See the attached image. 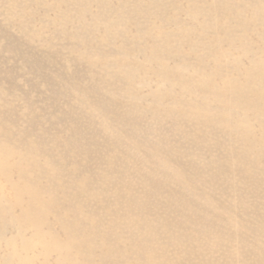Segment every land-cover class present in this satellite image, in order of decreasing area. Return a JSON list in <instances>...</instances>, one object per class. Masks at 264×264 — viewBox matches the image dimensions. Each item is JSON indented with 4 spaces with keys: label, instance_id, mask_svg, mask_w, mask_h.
<instances>
[{
    "label": "rangeland",
    "instance_id": "obj_1",
    "mask_svg": "<svg viewBox=\"0 0 264 264\" xmlns=\"http://www.w3.org/2000/svg\"><path fill=\"white\" fill-rule=\"evenodd\" d=\"M251 59L264 78V0H0V103L50 132L54 209L95 260L110 237L107 263L264 264V147L243 140L264 103L232 107L229 133L201 87L246 84Z\"/></svg>",
    "mask_w": 264,
    "mask_h": 264
},
{
    "label": "bare ground",
    "instance_id": "obj_2",
    "mask_svg": "<svg viewBox=\"0 0 264 264\" xmlns=\"http://www.w3.org/2000/svg\"><path fill=\"white\" fill-rule=\"evenodd\" d=\"M158 0H151L156 3ZM261 10H263L261 8ZM202 27L203 23L198 22ZM156 50L153 46L151 51ZM251 66L243 69L244 85L229 79L224 89L213 86L210 77L204 78L201 87L205 96H212L221 105L220 117L225 121L229 133L241 130L240 122L231 119L232 107L255 109L258 102L264 103V85L252 88V82L259 78L262 62L251 59ZM163 81H169V74L157 65ZM156 70V71H157ZM257 99H250L248 94ZM191 106L192 117L206 123L213 120L210 108L205 104L185 102ZM9 103H0V226H9L12 238L6 241L8 253L16 264H114L105 257L111 248L105 243L110 240L96 233L98 259L92 258L89 238L78 236L66 219L64 212L55 210L54 158L51 134L47 129H37L38 116L27 101L29 111L22 116L12 111ZM31 106V107H30ZM260 136L245 137L250 148L255 143L264 147V124L259 121ZM58 226L59 232L55 226ZM106 240V241H105ZM83 248H85L83 250ZM82 257V260L79 257ZM54 261V262H53Z\"/></svg>",
    "mask_w": 264,
    "mask_h": 264
}]
</instances>
